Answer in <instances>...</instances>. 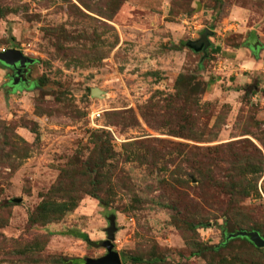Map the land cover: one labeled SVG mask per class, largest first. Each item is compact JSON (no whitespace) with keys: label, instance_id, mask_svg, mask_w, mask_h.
<instances>
[{"label":"rangeland","instance_id":"obj_1","mask_svg":"<svg viewBox=\"0 0 264 264\" xmlns=\"http://www.w3.org/2000/svg\"><path fill=\"white\" fill-rule=\"evenodd\" d=\"M3 48L35 62L14 85L0 61V264L102 257L112 214L123 264H264L226 239L264 232V0H0ZM96 130L114 151L97 178ZM248 161L257 191L235 202ZM44 201L70 205L42 218Z\"/></svg>","mask_w":264,"mask_h":264},{"label":"trees","instance_id":"obj_2","mask_svg":"<svg viewBox=\"0 0 264 264\" xmlns=\"http://www.w3.org/2000/svg\"><path fill=\"white\" fill-rule=\"evenodd\" d=\"M185 78H186L185 75L183 74L180 75L178 82H181ZM186 84L179 85V86L185 87ZM188 84L190 85L191 90H201L202 89L201 85L194 82L193 79L192 80L189 79ZM93 136L97 144L95 148L96 156L93 158L94 162L88 161L85 167H86V172L89 176L95 174L97 178L102 169L106 168L107 166H111V163H108L107 161L109 158H113L114 151L112 147H110V140H111L110 138H112V134L110 132H107L106 130H102V131L96 130L93 132ZM240 169L241 170H240L239 176L234 177L232 182L227 184V188H229V191L233 193L235 202L237 201V197L246 196V195H249L252 191H257L258 177L256 175V172L263 170L261 165L258 166L256 163H253L252 161H248L245 166L244 165L240 166ZM243 181H245L246 184H244ZM96 183H100L99 180H96ZM93 195H96V197L98 198L100 197L99 194H97L96 192H94ZM101 201H102V204H105V205L107 204L106 202H104L103 198L101 199ZM69 205H70L69 202L68 203L67 202L57 203V202L44 201L40 206L42 214L39 213V215L42 218H44V217L51 215L54 212L58 213L68 208ZM237 224L241 230H246V229H243L241 223H237ZM248 230H257L264 237V232L262 228L258 227L257 225H253ZM239 238L245 239L255 249L260 250L264 253V247L256 246L247 237L232 238L229 241L239 239ZM210 248L216 249L215 247H210L208 245H199L198 247H196V250H194L193 253L196 255H202ZM124 257H125V262L126 260H131L134 263H139V264L144 263V262L156 264V263L165 261V258L158 256L157 254H154L153 257L149 259L144 258L143 256H140V255H133V254L124 255ZM59 261L62 262L63 264H83V262L85 261V258H84V261L83 259H80V258H71V259L60 258Z\"/></svg>","mask_w":264,"mask_h":264},{"label":"water","instance_id":"obj_3","mask_svg":"<svg viewBox=\"0 0 264 264\" xmlns=\"http://www.w3.org/2000/svg\"><path fill=\"white\" fill-rule=\"evenodd\" d=\"M213 32L210 29H206L202 37L198 40H191L189 46L197 51H204L207 53L208 48L211 46L209 36ZM0 61L10 67L16 69V73L13 75V84L17 85L22 81L23 71L26 70L29 64H33L35 59L26 55L21 49L10 48L6 52L0 51ZM23 81L26 82L25 79ZM93 95L102 97V91L94 89ZM116 215L112 214L109 216L110 226L107 228L108 238L103 244L107 247L108 253L99 258H85L86 264H123L121 255L119 252L114 250L113 240L115 239L117 227ZM247 237L256 246L264 247V237L257 230H237L232 233L226 234V239L229 241L232 238Z\"/></svg>","mask_w":264,"mask_h":264},{"label":"flooded vegetation","instance_id":"obj_4","mask_svg":"<svg viewBox=\"0 0 264 264\" xmlns=\"http://www.w3.org/2000/svg\"><path fill=\"white\" fill-rule=\"evenodd\" d=\"M28 66H29V65H28ZM28 66H27L26 70L23 71L24 73H23V76H22V81H20V84L25 83V81H23V79H25L26 82H28V84L30 83V82H29V79H28V77H27V74H28V71H29V67H28ZM10 68L13 69V75H14V74L16 73V69L13 68V67H10ZM20 84H19V85H20Z\"/></svg>","mask_w":264,"mask_h":264},{"label":"built area","instance_id":"obj_5","mask_svg":"<svg viewBox=\"0 0 264 264\" xmlns=\"http://www.w3.org/2000/svg\"><path fill=\"white\" fill-rule=\"evenodd\" d=\"M6 51H8V49H6V48H3V49L1 50V52H6ZM94 116H95V118H97V117L100 116V113H96Z\"/></svg>","mask_w":264,"mask_h":264}]
</instances>
